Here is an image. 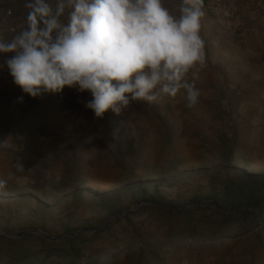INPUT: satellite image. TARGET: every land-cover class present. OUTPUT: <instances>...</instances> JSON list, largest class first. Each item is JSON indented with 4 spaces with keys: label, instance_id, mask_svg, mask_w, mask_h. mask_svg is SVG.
<instances>
[{
    "label": "rangeland",
    "instance_id": "1",
    "mask_svg": "<svg viewBox=\"0 0 264 264\" xmlns=\"http://www.w3.org/2000/svg\"><path fill=\"white\" fill-rule=\"evenodd\" d=\"M263 90L224 76L211 100L181 115L157 109L134 127L105 125L91 147L76 135L32 151L7 126L0 264H264ZM246 207L259 209L230 211ZM27 231L89 233L52 241Z\"/></svg>",
    "mask_w": 264,
    "mask_h": 264
},
{
    "label": "clouds",
    "instance_id": "2",
    "mask_svg": "<svg viewBox=\"0 0 264 264\" xmlns=\"http://www.w3.org/2000/svg\"><path fill=\"white\" fill-rule=\"evenodd\" d=\"M20 2L18 29L9 38L0 27V55L12 54L0 68L24 94L37 98L66 87L88 92L85 107L98 119L181 95L188 108L199 103L203 0H180L175 9L164 0ZM15 167L25 171L18 160ZM5 186L0 179V189Z\"/></svg>",
    "mask_w": 264,
    "mask_h": 264
},
{
    "label": "crops",
    "instance_id": "3",
    "mask_svg": "<svg viewBox=\"0 0 264 264\" xmlns=\"http://www.w3.org/2000/svg\"><path fill=\"white\" fill-rule=\"evenodd\" d=\"M210 1L213 0H203L202 4L204 16L201 20V36L205 42L206 68L200 72V78L196 81L201 93L199 101L202 102L211 100V94L224 76L231 79L241 76L257 84L264 82V11L248 19L244 37L239 39L234 29V20L210 12L207 7ZM254 1L257 0L245 2ZM164 3L166 7L175 9L180 0H164ZM262 3L264 6V0ZM22 18L20 0H0V27L5 29L6 36L11 37L10 30L18 29ZM11 55H0V65ZM63 93L71 100L72 108L78 114L74 121L58 115L54 100L43 101L39 97L32 98L24 94L14 84L7 68H0V131L9 126L11 133L22 141L20 145L28 142L24 147L32 151H44L47 146L57 151L66 137L76 135L85 147H91L96 141H102L101 136L95 138L94 132L100 128L99 132L103 133L105 125H116L121 121L123 125L134 127L140 120L154 116L157 109H161L162 115H166L169 110L181 115L187 108L181 95L177 99L165 98L154 104L133 103L120 115L109 111L102 119H98L85 107L91 99L90 93H79L67 87ZM21 97L22 102L19 99Z\"/></svg>",
    "mask_w": 264,
    "mask_h": 264
},
{
    "label": "built area",
    "instance_id": "4",
    "mask_svg": "<svg viewBox=\"0 0 264 264\" xmlns=\"http://www.w3.org/2000/svg\"><path fill=\"white\" fill-rule=\"evenodd\" d=\"M210 12L231 18L235 22V32L239 39L244 37V28L248 19L261 15L264 11L262 0L245 2L244 0H213L207 5ZM43 101L54 100L58 115L61 118L74 121L77 112L72 108L71 100L62 92L59 94H44L39 97Z\"/></svg>",
    "mask_w": 264,
    "mask_h": 264
},
{
    "label": "water",
    "instance_id": "5",
    "mask_svg": "<svg viewBox=\"0 0 264 264\" xmlns=\"http://www.w3.org/2000/svg\"><path fill=\"white\" fill-rule=\"evenodd\" d=\"M207 204H211V205H213L216 208V205L213 202H211V201L207 202ZM142 205H143V203L138 204V205L134 206L131 210L126 211V212H123L122 214H120L118 216H115L114 218H112L109 221H107L101 228H98L96 230H93L92 232L95 233L97 231H100V230L104 229L109 223L116 222L120 218L125 217V216H127L129 214H132L133 212H135ZM204 205L205 204H197V205H193V207H199V206H204ZM256 209H259V208L246 207V208H241V209L234 210V211L233 210H230V211L231 212L240 213V212H243L245 210H256ZM219 211L220 212H226L225 210H220V209H219ZM25 233H27V234H38V235H41V236H43V237H45V238H47L49 240L59 241V240H66L68 238L75 237V236L80 235V234H86V233H89V232H87V231H79V232H76V233H74V234H72L70 236H65V237H61V238H54V237L48 235L47 233H45L43 231H27ZM2 237L13 238V237H16V236H14V235H3Z\"/></svg>",
    "mask_w": 264,
    "mask_h": 264
},
{
    "label": "trees",
    "instance_id": "6",
    "mask_svg": "<svg viewBox=\"0 0 264 264\" xmlns=\"http://www.w3.org/2000/svg\"><path fill=\"white\" fill-rule=\"evenodd\" d=\"M144 189H142V193L144 194ZM250 213H253V212H250ZM254 214H255V212H254ZM224 216H225V214H223ZM259 216H260V214H259ZM78 237H86L85 235H82L81 236V234L78 236ZM219 236H218V234L217 235H215V236H213V238H218ZM48 243H50V244H54V243H51V242H49V241H47ZM63 243H61L60 245H62ZM62 255H65V256H67L66 255V253H65V251H62V252H60ZM73 255V254H72ZM72 255H69V256H67V257H72ZM70 259H73V258H70Z\"/></svg>",
    "mask_w": 264,
    "mask_h": 264
}]
</instances>
